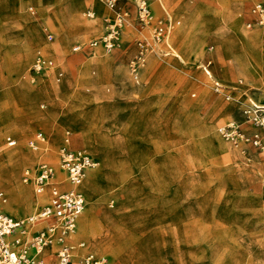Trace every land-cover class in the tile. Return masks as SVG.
Masks as SVG:
<instances>
[{
	"label": "rangeland",
	"instance_id": "rangeland-1",
	"mask_svg": "<svg viewBox=\"0 0 264 264\" xmlns=\"http://www.w3.org/2000/svg\"><path fill=\"white\" fill-rule=\"evenodd\" d=\"M146 1L153 19L173 28L147 55L135 86L127 65L146 35L137 0H116L113 8L106 0H0V163L7 150L16 153L9 163L31 157L0 170L4 211L12 215L7 177L14 174L20 188L37 195L24 185V171L46 160L55 167L65 131L73 139L76 127L80 144L72 147L86 149L96 163L88 174L101 172L103 159L111 176L96 197L82 193L79 219L114 212L118 229L114 257L81 239L90 251L108 264H125L128 253L127 264H264V151L232 146L216 131L228 121L242 123L250 103L264 104V24L247 26L252 0ZM72 2L79 24L65 9ZM113 22L119 27L107 51L99 41ZM243 55L245 62L234 59ZM39 56L52 64L34 71ZM88 115H97V124L78 118ZM85 128L98 148L83 138ZM214 134L241 158L212 148ZM7 136L14 147L5 145ZM46 202L34 204L33 215Z\"/></svg>",
	"mask_w": 264,
	"mask_h": 264
},
{
	"label": "built area",
	"instance_id": "built-area-1",
	"mask_svg": "<svg viewBox=\"0 0 264 264\" xmlns=\"http://www.w3.org/2000/svg\"><path fill=\"white\" fill-rule=\"evenodd\" d=\"M115 1L106 0V3L109 8H113ZM136 7L138 23L146 35L137 41L136 55L127 68L131 82L140 85V73L147 55L165 40L173 24L160 19L154 20L146 0H137ZM250 13L253 18L247 26L264 24L263 0H254ZM117 20L121 21V18L117 17ZM118 27V23L113 22L109 29L111 34L100 39L99 43L105 50L109 51L113 47V35ZM96 45L97 41L88 44L92 48ZM77 49L76 46L73 51ZM51 64V60L39 56L32 70L43 71ZM205 73L208 74L206 71ZM212 89L215 93L222 90L218 83H214ZM229 98L230 96L225 94V99ZM241 112L244 121L241 123L232 120L219 125L218 135L232 146L243 145L264 151V104L247 105ZM242 124L252 126L261 135L257 132L245 134ZM35 138L43 142L44 135L38 132ZM69 138L70 133L65 131L64 146L59 150L55 167L52 163L43 161L37 163L32 171L25 170L23 173V183H32L35 194H46L47 202L31 219L18 220L7 214L4 211L7 199L0 190V264H108L104 255L88 251L84 242L72 241L77 220L85 208V198L79 188L86 173L94 169L96 163L86 150L69 149ZM4 143L7 147H14L16 140L7 136ZM29 144L36 147L33 142ZM57 172L61 173L63 178L57 179ZM64 183L69 186L67 189L60 187Z\"/></svg>",
	"mask_w": 264,
	"mask_h": 264
},
{
	"label": "bare ground",
	"instance_id": "bare-ground-1",
	"mask_svg": "<svg viewBox=\"0 0 264 264\" xmlns=\"http://www.w3.org/2000/svg\"><path fill=\"white\" fill-rule=\"evenodd\" d=\"M74 2H72L71 4H68L65 9H66V12L68 14V17L71 19L73 24H79L80 21L78 18V11L73 7ZM259 34L258 35H259L260 39L263 40L264 30ZM29 41L31 42L32 40L29 39ZM30 42H29L28 47H31ZM243 57H244V55L242 57H236L234 59L243 61ZM64 74H66V73H64ZM206 77L207 78L209 77L208 79H211L210 72H208V74H206ZM260 97L264 98V89L262 90ZM250 104L255 105L254 103H250ZM213 110H214L213 108L208 107L206 110V113L208 111V114H210ZM221 115L223 116V113H220V116ZM69 119H71V118H69ZM76 125H77V123H76ZM212 125L213 124L209 125L210 128ZM211 131H212V134L215 133L214 128L210 129V132ZM79 133H80V131L79 130L77 131L76 127H75L74 134H76L78 136V135H80ZM82 136H83V138H85V141H87V142H89V139L91 138L93 140V142H92L93 146L96 145L95 147L98 148L99 144H98V142L97 143L95 142L96 141L95 139L97 138V136L96 135L92 136L90 131H89V128L88 129L85 128L83 130ZM213 138H214V143L216 144L219 152L224 153L225 156H228V157H236L238 159L241 158L240 157V153H241L240 150L230 151L225 144H223L221 141H219V139L216 137L215 134L213 135ZM14 154H16L14 151L7 150L5 152L4 157H3L4 161L0 163V170L8 169V167L10 165H12L13 163H15L16 161H19V160L24 161L28 158L31 159L30 155H27V156L21 157V158L18 156V158L15 161H10V163H9L8 161L12 158V156ZM38 154L39 153H37L33 157L36 158L38 156ZM99 160L102 163L101 172H99L97 175H94L93 173L92 174L87 173L88 175H86L82 185L80 186L81 191H82V193H84V195H88V193H87V191H88L90 197H96V195L98 194L96 192H99V190H100L99 188L102 185L106 186L109 183V177L111 179V176H109L110 173L107 169L105 161L103 159H99ZM51 162L54 163L55 162L54 159H51ZM7 163H9V164H7ZM261 169L264 173V167L261 166ZM262 178H264V174H263ZM6 181H7L6 191L9 195V198H10V203L7 205V210L12 215H18V214L25 213V214H27V216H29V217H27V219H31L35 215V214L33 215V211H32L34 204H41V203L47 201L45 195L41 194V195L32 196L30 191H28L27 189H25L23 187L20 188L19 182H18V180L14 174H10L9 178L7 177ZM263 182H264V179H263ZM88 183H90L89 184V190H87V184ZM115 219H116V216H115L114 212L110 213L108 211H106V212L102 211L101 218L98 220L96 219L94 221L92 219L93 222L89 221L88 219H83V218L79 219L78 223H77V228L75 229L76 239H78V240L83 239L87 242V245H89L93 248H100V249L104 250L105 252L110 253L114 257L115 251L111 250V249L113 247V242H114L113 240L115 238L114 237L115 233L118 232V229L115 228V226H116ZM18 220H26V219L19 218ZM118 255H119V253H117V256ZM129 259H130V254L128 253L125 256H123L122 261L125 264H127V262H129L128 261Z\"/></svg>",
	"mask_w": 264,
	"mask_h": 264
},
{
	"label": "crops",
	"instance_id": "crops-1",
	"mask_svg": "<svg viewBox=\"0 0 264 264\" xmlns=\"http://www.w3.org/2000/svg\"><path fill=\"white\" fill-rule=\"evenodd\" d=\"M254 2V0H252L251 1V4ZM263 2H264V0H263ZM71 4V3H70ZM168 36V35H167ZM98 61H100L99 63L100 64H106V63H101L103 60L101 59V58H99L98 59ZM109 61V60H108ZM241 62H245V61H241ZM239 64H241V63H239ZM70 65H72V67H75L76 66V62L75 61H73V62H71L70 63ZM127 70H128V68H127ZM142 72V71H141ZM128 78H129V74H128ZM140 78H141V73H140ZM129 81L131 82V80H130V78H129ZM132 83V82H131ZM133 84V83H132ZM134 85V84H133ZM135 86H137V85H135ZM41 107H43V106H41ZM96 116L97 115H95V117H94V115L92 116V115H88L87 117H78V118H80L81 120H84V121H86V122H91L92 124H97V118H96ZM72 117H76V116H72ZM96 118V119H95ZM229 122V121H228ZM242 130L244 131V133L245 134H247V135H251V134H253V133H255V132H257V130L255 129V128H253V127H251V126H247V125H245V126H243L242 125ZM216 131H217V129H216ZM38 133V132H37ZM42 133V132H41ZM59 135H60V132H59ZM74 136H75V138H73L72 139V135L70 134V138H69V143H68V148L69 149H71V150H78V149H84V148H82V147H78V148H73V147H75V146H77V145H79L80 143H79V136H77L76 134H74ZM11 137V136H10ZM13 138V137H12ZM15 139V138H14ZM16 140V139H15ZM63 140H64V137H63ZM17 142V141H16ZM73 146V147H72ZM212 148H214V149H216V150H218V148H217V146H215V147H213V146H211ZM84 150H86V149H84ZM90 155V154H89ZM91 156V155H90ZM47 161V160H46ZM49 162V161H48ZM56 165H57V162L55 163ZM91 170H93V169H91ZM91 170H89V171H91ZM88 171V172H89ZM87 172V173H88ZM87 173H86V175H87ZM60 178H63V175L61 174V173H59V172H57V179H60ZM24 185H26V186H32V183L30 184H26V183H24ZM62 189H67L69 186L67 185V183L65 184H63V185H61L60 186ZM79 190L81 191V187L79 188ZM85 198V197H84ZM45 204V203H44ZM44 204H42V205H44ZM42 205H39V206H37V207H41ZM5 206V205H4ZM12 216V215H11ZM12 217H14V216H12ZM14 218H16V219H19V218H17V217H14ZM79 220V219H78ZM78 220H77V222H78ZM76 228H77V223H76ZM72 241L73 242H83L82 240H78V239H76V231H75V233H74V236L72 237ZM86 245V244H85ZM86 249L88 250V251H90L89 249H88V247L86 246ZM91 252H93V251H91ZM93 253H95V254H101V255H104V254H102V253H97V252H93ZM105 256V255H104Z\"/></svg>",
	"mask_w": 264,
	"mask_h": 264
}]
</instances>
